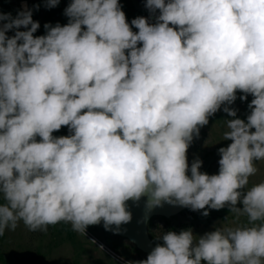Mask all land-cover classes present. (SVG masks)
I'll return each mask as SVG.
<instances>
[{"label":"clouds","instance_id":"clouds-1","mask_svg":"<svg viewBox=\"0 0 264 264\" xmlns=\"http://www.w3.org/2000/svg\"><path fill=\"white\" fill-rule=\"evenodd\" d=\"M145 7L155 22L129 24L119 0H70L68 22L45 23L44 35L27 5L0 11V236L21 221L118 235L142 199L138 223L164 204L205 217L227 207L247 223L164 231L124 264H264V181L249 187L264 160V0ZM248 96L241 119L232 105ZM221 110L231 143L208 174L187 152Z\"/></svg>","mask_w":264,"mask_h":264},{"label":"rangeland","instance_id":"rangeland-1","mask_svg":"<svg viewBox=\"0 0 264 264\" xmlns=\"http://www.w3.org/2000/svg\"><path fill=\"white\" fill-rule=\"evenodd\" d=\"M24 1L29 9H33V20L40 24L34 35L45 34V23L54 26L57 23L64 25L68 22L64 9L70 0H60L59 5L54 8H47L44 0H0V11L15 16L18 10L23 9ZM119 3L129 24L136 17H146L150 23L155 22V16H149L144 3L138 0H119ZM36 5H39V10H35ZM13 34V31L7 33L9 36ZM239 95L241 94L237 93L238 97ZM251 99V96H248L247 101L237 98L232 105L238 109L239 118L246 119L249 111L247 104ZM227 119L230 117L222 110L209 118L208 125L201 128L199 138L194 139L188 149L189 164L199 157L203 161L201 171L208 174L218 173L220 159L218 149L231 143L223 140V134L228 130L225 121ZM53 135H68V129L62 127ZM256 167L258 171L250 177L249 187L264 181V160L257 161ZM2 202L0 200V203ZM209 212L207 217L203 216L201 211L195 212L190 209L168 218L154 216L149 223L150 235L156 242L164 231L168 230L179 232L191 228L194 234L203 235L214 230V227H235L247 223L246 216L237 218L227 207ZM146 256L147 253L127 238L105 231L102 224L90 226L87 234L82 235L73 231L71 225L64 222L49 226L47 232H32L21 221L14 231H5L4 235L0 236V264H124L126 260H140Z\"/></svg>","mask_w":264,"mask_h":264},{"label":"water","instance_id":"water-1","mask_svg":"<svg viewBox=\"0 0 264 264\" xmlns=\"http://www.w3.org/2000/svg\"><path fill=\"white\" fill-rule=\"evenodd\" d=\"M138 1L144 4L146 2V0H138ZM152 17H154V15ZM129 204L133 214V219L131 223L123 226V228L126 229V231H122L121 234L118 235L127 238L132 243H134L140 250H142L147 254L155 243L149 231L150 220L157 215L171 217L181 213L186 209H189V208L164 204L163 207L156 208L150 214L147 223H138V221L141 220V218L144 215V200L142 199L139 202V206L132 204L131 202H129ZM195 212H199V211H195Z\"/></svg>","mask_w":264,"mask_h":264},{"label":"bare ground","instance_id":"bare-ground-1","mask_svg":"<svg viewBox=\"0 0 264 264\" xmlns=\"http://www.w3.org/2000/svg\"><path fill=\"white\" fill-rule=\"evenodd\" d=\"M25 5H27V3L24 1V2H23V6H25Z\"/></svg>","mask_w":264,"mask_h":264},{"label":"crops","instance_id":"crops-1","mask_svg":"<svg viewBox=\"0 0 264 264\" xmlns=\"http://www.w3.org/2000/svg\"><path fill=\"white\" fill-rule=\"evenodd\" d=\"M149 14H150V12H149ZM151 15H152V14H150L149 16L151 17ZM157 15H158V13H157Z\"/></svg>","mask_w":264,"mask_h":264},{"label":"trees","instance_id":"trees-1","mask_svg":"<svg viewBox=\"0 0 264 264\" xmlns=\"http://www.w3.org/2000/svg\"><path fill=\"white\" fill-rule=\"evenodd\" d=\"M168 218V217H167Z\"/></svg>","mask_w":264,"mask_h":264}]
</instances>
